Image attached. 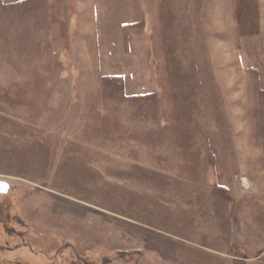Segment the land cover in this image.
<instances>
[{"label": "rangeland", "instance_id": "1", "mask_svg": "<svg viewBox=\"0 0 264 264\" xmlns=\"http://www.w3.org/2000/svg\"><path fill=\"white\" fill-rule=\"evenodd\" d=\"M247 3L0 0V211L29 225H0V264L240 263L230 215H264L240 158L264 118Z\"/></svg>", "mask_w": 264, "mask_h": 264}, {"label": "crops", "instance_id": "2", "mask_svg": "<svg viewBox=\"0 0 264 264\" xmlns=\"http://www.w3.org/2000/svg\"><path fill=\"white\" fill-rule=\"evenodd\" d=\"M251 2L247 3L245 7L242 6V12L246 13V14H250L253 19H255L256 16H258L259 13V3L258 0H249ZM246 2V1H245ZM240 4H233L231 2V13L233 15V28L236 29L237 24L239 25V21H238V8L240 9ZM253 25H256V22L253 21ZM253 68H249L250 71V75L252 78L253 75ZM260 70V69H259ZM261 71H260V79L261 80ZM257 79V78H256ZM262 82V80H261ZM260 90V93H263L261 90H264V88H258V90H256V92L254 91V95H260L257 92ZM264 101L262 102L263 105ZM252 104V101H251ZM261 129H262V138L260 143L256 141V139H254V137H252L251 142H249V154L246 153V155L240 157L241 159L245 160V163L241 164L242 165V169L245 171V175L246 177H250L252 176V179L254 180V175H257L258 178H255L256 180L255 183H253V186H258L261 187V189L264 192V118L262 117V125H261ZM261 147V151H257V152H253L252 151V146H256V147ZM260 154V155H259ZM256 155H259V165H256L254 163V157ZM231 159V162L234 161V156L231 155V157H229V160ZM236 161H238V157L236 156ZM262 161V162H261ZM238 165V164H237ZM236 165V166H237ZM239 166V165H238ZM237 166V167H238ZM238 169V168H237ZM237 171V170H236ZM239 171H237L236 173H238ZM249 174V176H247ZM247 178V181L249 182V179ZM251 180V181H253ZM248 182L246 184V187L248 186ZM234 182L231 183V192L233 193H241L242 196L241 198L244 197V195H248V191L252 190V187L250 185V187H247V192H243V188L237 187L235 184H233ZM237 191V192H236ZM247 199H245L244 201H242V204L245 206L239 208L236 207L235 209V216L234 214L230 215L231 218V223H232V227H233V236L230 234L228 235V238H230V244L232 242H236L237 240H244L245 243V248H241L242 252H243V256H236L233 255L232 253H230V259L233 261H238L240 263H245V264H264V231H260V226L263 227L262 229H264V215L261 216V218L259 217H255L253 215V199H248V197H246ZM262 205V208L264 210V199H262V201L260 202ZM235 205H239V203H236ZM246 208V210H245ZM244 210V212H243ZM245 224V230L243 231L242 228L244 229L243 225ZM240 225V227H239ZM259 226V227H258ZM253 227V229L251 228ZM250 229V230H249ZM248 230V231H247ZM244 234V235H243ZM235 238V239H234ZM237 241V242H238ZM232 246V245H231ZM252 250H256L258 251L257 253L254 252V254H252Z\"/></svg>", "mask_w": 264, "mask_h": 264}, {"label": "trees", "instance_id": "3", "mask_svg": "<svg viewBox=\"0 0 264 264\" xmlns=\"http://www.w3.org/2000/svg\"><path fill=\"white\" fill-rule=\"evenodd\" d=\"M173 46H175V44L173 45ZM224 188L222 187L221 188V192H224V190H223ZM225 193V192H224ZM222 196V195H221ZM10 212V216L9 215H7V213H9ZM9 212H7L6 210H1L0 211V225L1 226H4V227H6L8 224H13L14 222L15 223H19L20 225H24L25 227H27V223L26 222H24L23 221V218L19 215V213H15V211H13V208L11 209V210H9ZM1 215H6L7 216V219H8V221L7 222H5L4 221V219H3V217H1ZM9 216V217H8ZM13 219V220H12ZM14 221V222H13ZM29 226V225H28ZM8 243H9V241H6V242H1L0 243V249L1 250H3V249H7L8 247H9V245H8ZM10 244V248L11 247H14V245L13 244H11V243H9ZM240 250V249H239ZM238 250V251H239ZM241 251V250H240ZM239 251V252H240ZM242 253V252H241ZM22 262L23 261H19V263L18 264H22ZM238 264H245V263H238Z\"/></svg>", "mask_w": 264, "mask_h": 264}]
</instances>
